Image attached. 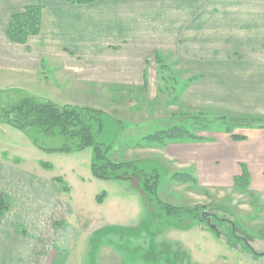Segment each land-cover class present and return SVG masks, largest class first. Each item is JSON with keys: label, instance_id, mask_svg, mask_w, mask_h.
<instances>
[{"label": "rangeland", "instance_id": "374dc122", "mask_svg": "<svg viewBox=\"0 0 264 264\" xmlns=\"http://www.w3.org/2000/svg\"><path fill=\"white\" fill-rule=\"evenodd\" d=\"M154 6L157 12L153 16L152 11L149 26L156 30L143 31V41L136 45L129 39L128 47L125 45L124 50L114 53L112 48L102 46L97 51L99 55L90 58L71 47L76 43L73 36L84 35L86 39L90 35L87 29L86 34L85 30L84 34L69 31L64 33L65 59L54 60L53 65L47 61L46 70L51 74L58 65L67 69L68 74L58 75L57 79L54 76L57 85L0 90V195L9 198V207L3 215L6 222L15 221L18 232L16 248H10L7 241L1 242L3 254L10 252L2 264H49L54 253L60 256V264H97V260L102 264L114 259L124 264H264L262 194L253 192L250 196L226 182H211L207 186L200 183L198 190L192 184L172 179L177 172L189 171L200 182L197 168L190 161L170 158L165 147L130 148L145 134L174 121L192 124L189 117L197 114L264 113V0H155ZM80 17H77L78 25H82L80 30L83 26L88 28ZM96 59L100 61L98 70ZM165 63L171 66H167L165 74L173 72L178 76V80L168 82L175 89L172 93L164 91L165 84L159 75ZM111 64L116 67L111 70L113 73L119 71L128 78L123 86L93 81L92 88L91 84L78 81L81 76L90 78L98 71L106 75L105 67ZM192 78L194 81L182 97L174 101L171 97L178 88L176 85ZM27 97L49 99L61 105L95 107L108 114L100 137L116 148L113 159H131L139 154L137 164L141 169L159 170L164 180L161 198L165 202L204 205V217H213L210 224H194L190 228L160 226L155 215L137 208L139 198L133 194L122 197L120 201L124 203L119 208L114 198L120 192L128 194L131 188L137 190L136 182L95 178L90 149L72 154L47 151L61 147L66 139L58 134L47 135L38 128L24 133L1 117L3 109ZM121 114L127 119L119 118ZM237 129L240 128L234 133ZM198 134L213 140L228 135L216 129L199 130ZM56 177L63 178L70 187L69 192L65 191L56 182L61 187L56 196L64 207L62 213L78 212L74 220L70 218L71 224L68 220L63 223L62 215H54L47 200L40 197L42 182L50 184ZM103 191L113 196L98 204L95 198ZM46 213L53 214L48 219ZM127 216V222L114 220ZM216 217L235 223L237 234L247 237L254 251L242 240L232 241L227 234L232 224L217 226L220 223L214 220ZM213 224L218 233L211 228ZM24 225H28L26 230ZM84 244L82 252L79 247ZM65 247L69 252L62 260L64 255L56 250Z\"/></svg>", "mask_w": 264, "mask_h": 264}, {"label": "crops", "instance_id": "0c3cea01", "mask_svg": "<svg viewBox=\"0 0 264 264\" xmlns=\"http://www.w3.org/2000/svg\"><path fill=\"white\" fill-rule=\"evenodd\" d=\"M154 3L155 0H99L89 4L74 5L65 0H0V90L12 88L22 90L28 87H47V85L51 84L54 87V84L57 85L58 81H54L53 78L56 77L57 79L58 75L68 74L67 69L65 66L60 67L59 65H54V72L51 74L49 73L50 71L46 70L47 61L52 64L54 60L57 61L60 58L65 59L67 35L64 33L69 31L75 34L77 31L78 34H84L83 31L85 30L86 34L87 29L90 35L86 39L83 37L84 35L77 37L75 34V36L71 35V32L68 36L75 37L74 41L76 43H73L71 47L77 50V52L82 53V56H88L90 58L91 56L96 57L99 55L97 51L102 46L112 48V53H114L124 50L125 45L128 47L129 44L127 43H129V39L136 45L140 40L143 41V31L153 28L149 25H152L150 18L152 17L150 16L152 11L154 12L153 16L157 12ZM32 4L42 6L41 31L39 34L30 37L26 43L19 44L13 41L11 37L9 38V24L16 13H20L25 7ZM66 14L68 15L66 16ZM138 14L140 17L137 18L136 16ZM141 14L143 15L142 19ZM78 16H82L83 19L80 17V20L82 23H86L88 28L83 26L84 29L80 30L82 25H78L80 24V21L77 19ZM71 25L75 27L76 31ZM161 31L163 30L161 29ZM113 40L116 42H113ZM132 43L130 45H134ZM84 45L88 47L87 50H85L86 47ZM109 48L108 53L111 54ZM95 61H97L96 68L98 70L100 69V61L98 59ZM43 68H45V72ZM105 68L107 70L106 75L103 71H98L90 78L81 76L78 81L80 83L86 82L87 85L93 81L97 83L100 81L102 83L107 82L111 86L124 85L128 79L124 73L119 71L113 73L111 70H115L116 67L112 64L106 65ZM104 76L108 78L107 81H105ZM109 79L111 80L109 81ZM63 81L67 85V79ZM87 88L85 89L87 90ZM245 114L264 116V113L255 112ZM119 118L127 119L124 114H121ZM133 123L132 121L130 124L133 126ZM134 126L140 125L134 124ZM235 134L240 135L244 139L234 140L228 134L220 139L209 142L167 143L164 149L170 158L184 159L185 162L190 161L194 164V167L197 168L199 184L201 183L204 186L210 185L211 182H218L217 184H225L224 182H226L234 188L235 178L242 175L243 166H245L250 176V189L252 192L260 193L264 196V128H240L237 129ZM226 136H229V140L226 139ZM164 149L160 148L159 151L163 153ZM140 159L139 154L131 156V160L138 161ZM54 179H51L50 184H47L48 182H42L44 184L42 187L43 193L42 195L40 193V197L43 196L47 200V207L51 211L53 210L54 215L56 213L58 216L62 215V218H64L62 219L63 223H67V220L69 221L70 218L74 220V216L76 217L78 212L76 210H69L67 215L66 213H62L64 207L56 196L61 187L57 185ZM162 188L163 186L159 190L160 195ZM102 193L106 194L102 202L97 201L99 193L95 198L98 204L108 202L113 196L106 191ZM131 194L137 195V198H139L136 203L137 208L142 212H146V206L141 193L133 188H131L128 194L120 192V196L114 198V200H117L115 202L119 205L118 207L121 208V203H124L120 201L121 198H125ZM52 214L46 213L48 219ZM128 218L129 216L125 219L121 217V219L116 218L114 220L122 222ZM19 223H22V221ZM69 223L71 224V221ZM24 226L26 230L28 225ZM15 230V221L7 220L6 222L4 215L0 216V264L5 261L4 256L6 258L10 254V252L3 254L1 242L7 241L10 244V248L11 246L17 247L18 232ZM74 248L75 245L71 251ZM85 248L86 244L83 247L81 246V248L79 247L80 250L83 249L82 252L85 251ZM10 250L13 251L12 249ZM56 251L64 255V257L61 256L63 260L68 256L69 249L65 247V249ZM61 262L60 256L58 257L54 253L49 264H60ZM121 262L120 259H114V261L111 260L109 263L102 261V264H124ZM96 263L101 264L99 260Z\"/></svg>", "mask_w": 264, "mask_h": 264}, {"label": "trees", "instance_id": "16d2710c", "mask_svg": "<svg viewBox=\"0 0 264 264\" xmlns=\"http://www.w3.org/2000/svg\"><path fill=\"white\" fill-rule=\"evenodd\" d=\"M72 4H89L98 0H65ZM42 6L32 4L25 7L20 13H16L9 24V38L19 44L26 43L30 37L39 34L41 31ZM162 64V63H161ZM159 69L161 81L165 84L164 91L172 93L173 90L168 86V82L178 80V76L173 72L166 75L167 68L171 66L167 63ZM168 66V67H167ZM173 74V75H172ZM194 79L184 80L176 85L178 88L171 97L174 101L180 99L184 91ZM175 85V82L173 83ZM1 117L5 118L9 124L20 129L24 133H30L31 129H41L47 135H62L66 141L59 148L45 149L51 152H63L72 154L73 152H83L91 150V171L95 178L105 181H134L138 192L141 193L146 210L156 217L160 226L175 225L181 228H190L194 224L207 223L204 218V208L206 206H184L174 205L165 202L160 195V187L164 180L158 169H141L136 160L113 159L112 153L116 148L113 143H104L100 135L104 133L107 115L100 109L88 106L61 105L47 99L39 101L34 97H27L24 100L13 103L12 107L3 109ZM197 114L189 117L192 123H181L174 121L162 129L145 134L136 144L130 145L132 148L159 146L164 148L167 143H186V142H209L213 138H205L198 134L199 130H217L230 134L234 140H243L244 138L234 133L236 128H264V116L223 113ZM148 145V146H147ZM44 164V163H43ZM52 167V165H51ZM176 182L181 184H192L200 190L198 179L192 176L191 172H177L172 176ZM63 186L65 191H70L69 185L61 177L54 179ZM250 176L245 166L243 173L235 178L234 188L238 191L253 196L250 189ZM105 193L97 196V201L102 202ZM9 198L0 195V213L3 215L9 207ZM203 208V209H202ZM217 226L223 228L230 222L228 219L214 218ZM232 224L231 232L228 231L232 241L242 240L247 247L254 251L247 237L237 234L235 223ZM235 228V229H234ZM218 230H215V232ZM218 233V232H216Z\"/></svg>", "mask_w": 264, "mask_h": 264}, {"label": "water", "instance_id": "95a60500", "mask_svg": "<svg viewBox=\"0 0 264 264\" xmlns=\"http://www.w3.org/2000/svg\"><path fill=\"white\" fill-rule=\"evenodd\" d=\"M204 218H206V216ZM207 224H210V219L207 220ZM211 228L214 229V230H216L217 229V226L215 224H213V225H211Z\"/></svg>", "mask_w": 264, "mask_h": 264}, {"label": "flooded vegetation", "instance_id": "af4514ba", "mask_svg": "<svg viewBox=\"0 0 264 264\" xmlns=\"http://www.w3.org/2000/svg\"><path fill=\"white\" fill-rule=\"evenodd\" d=\"M205 215H206V214H205ZM211 217H212V215H210V217L206 216V221H207L208 219H210V221H211V219L213 218V217H212V218H211ZM217 219L220 220L219 217H217Z\"/></svg>", "mask_w": 264, "mask_h": 264}]
</instances>
